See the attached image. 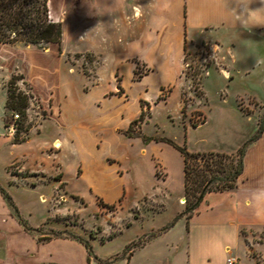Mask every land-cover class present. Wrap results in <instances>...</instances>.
I'll use <instances>...</instances> for the list:
<instances>
[{
    "label": "rangeland",
    "instance_id": "rangeland-1",
    "mask_svg": "<svg viewBox=\"0 0 264 264\" xmlns=\"http://www.w3.org/2000/svg\"><path fill=\"white\" fill-rule=\"evenodd\" d=\"M50 4L56 12L66 9L65 50L71 54L90 50L93 13L76 10L73 0H50ZM50 14L52 20L62 19L60 14ZM201 39L222 43L233 54L226 50L220 62L214 50L201 43L186 52L184 80L170 88L167 101L158 103L161 88L156 75L139 84L125 82L131 99L142 93L153 106V111L145 109L144 121L133 126L134 138L126 135L124 141L130 139L126 144L81 123L73 131L75 140L67 141L56 121L43 120L36 99L31 101L36 119H29L33 127L29 141L15 146L9 142L0 151V192L16 214L28 220L26 228L33 236L88 243L89 259L99 264H222L225 245L232 247L231 253L241 264H264V227L241 229L237 238L229 225L236 219L228 205L230 196L211 198L213 211L206 213L202 205L199 216L184 215L183 157L171 143L155 140L164 138L201 153H233L246 143L249 184L257 183L251 179L259 171L264 173V145L258 149L257 141L251 142L264 121V34L253 26L227 32L212 28L197 35L196 40ZM69 60L79 61L94 80L95 57L71 55ZM19 86L32 93L23 82ZM7 114L12 124L13 113ZM144 137L154 139L145 141ZM57 138L63 144L56 147ZM16 161L25 168H40L47 176H26L14 184L17 178L11 174L13 168L18 172L13 167ZM109 163L114 166L107 167ZM78 171L85 176L79 177ZM244 184L232 195L234 199L252 198L248 181ZM259 208L255 203L246 205L240 211L242 218L249 222L264 219V209ZM213 223L222 227H207ZM206 228L210 236L205 238ZM128 248L133 254L130 263ZM190 255L194 256L191 262Z\"/></svg>",
    "mask_w": 264,
    "mask_h": 264
},
{
    "label": "crops",
    "instance_id": "crops-1",
    "mask_svg": "<svg viewBox=\"0 0 264 264\" xmlns=\"http://www.w3.org/2000/svg\"><path fill=\"white\" fill-rule=\"evenodd\" d=\"M73 5L78 11L89 10L93 13L91 31L94 45L90 50L71 54L65 50L63 41L62 53L59 45L39 49L34 46L0 44V151L9 142L12 146L21 145L14 143V135L9 133L7 121V84L14 73L24 75L23 84L31 88L44 116L43 120L56 121L65 140H75L73 131L77 123H81L90 124L103 134L111 133L120 144H126L130 139H124L132 123L140 118L145 109L153 111V106L142 93L131 99L125 82L139 84L156 75L161 88L158 103L167 101L170 88L174 84H182L184 80L186 52L204 44L214 50L220 62H224L226 50L228 54H233V50L225 49L222 43L209 39H201V42L196 40L197 35L212 28L227 32L243 27L232 11H242L238 0H73ZM261 6H264V0H251L249 4L253 10ZM49 8L50 13L62 15V19L56 22H61L64 27L66 9L54 11L50 0ZM252 26L264 34V24ZM80 37L85 39L84 33ZM86 54L98 60L94 80L85 74L79 61L74 64L69 60L71 55ZM143 69L146 71L141 73ZM165 88H169L166 95L162 94ZM28 117L31 121L36 119L32 107L28 110ZM256 141L258 149L262 148L264 132ZM55 142L63 144L60 138ZM246 155L238 189L234 192L206 194L198 212L192 217L199 216V210L204 205L206 213L213 211L215 208L210 203L211 198L230 196L231 204L228 205L234 210L236 219H231L229 225L237 238H240L241 229L264 227V219L249 222L240 213L243 207H250L254 203L264 209V173L260 174L259 171L257 177L251 179V183L256 179L257 183L250 185V179L245 175ZM261 160L264 162V157ZM19 164V161L13 163V167L17 166L18 169V172H13L12 167L11 175L17 178L12 181L14 184L20 183V179L26 176H47L40 168H25ZM112 166L114 164H107V167ZM78 176L84 177L85 173L80 175L78 171ZM246 181L252 198L244 201L234 199L232 195L238 194ZM20 217L0 192V264H99L89 259L86 246L76 240L64 237L38 240L26 228L28 220ZM221 224H208L207 227L221 228ZM208 228L203 229L205 238L210 236ZM231 251L232 247L225 245L222 264H226L227 258L234 255ZM118 254L109 258L117 257ZM132 256L128 257L129 263ZM192 256L190 262L194 258Z\"/></svg>",
    "mask_w": 264,
    "mask_h": 264
},
{
    "label": "trees",
    "instance_id": "trees-1",
    "mask_svg": "<svg viewBox=\"0 0 264 264\" xmlns=\"http://www.w3.org/2000/svg\"><path fill=\"white\" fill-rule=\"evenodd\" d=\"M62 41L63 25L51 19L49 0H0V44L34 46L39 49L59 45L62 53ZM76 57H81V55H76ZM84 72L90 76L87 71ZM19 82L25 83L24 75L14 73L7 84V113L12 112L13 115L18 113L20 116L14 134L15 144L27 141V135L29 136L32 128L28 110L31 101L35 99L31 92L26 93L20 88ZM29 90L31 91L30 87ZM145 117L146 112L143 111L140 118L132 123L126 135L134 137L131 134L133 126L141 124ZM263 132L264 121L259 124L257 134L251 142L256 141ZM144 139L151 141L154 138L144 137ZM155 140H165L171 143L183 157L186 199L184 215H187L189 219L194 216L206 194L234 192L238 189L239 179L244 172L247 144L233 153H201L190 152L185 146H179L164 138ZM85 245L92 254L90 245L88 243ZM127 250L129 251L130 248ZM131 254L132 250L128 256Z\"/></svg>",
    "mask_w": 264,
    "mask_h": 264
},
{
    "label": "clouds",
    "instance_id": "clouds-1",
    "mask_svg": "<svg viewBox=\"0 0 264 264\" xmlns=\"http://www.w3.org/2000/svg\"><path fill=\"white\" fill-rule=\"evenodd\" d=\"M250 3L251 0H238L239 7L242 8V11L238 13L233 9L235 18L240 21L242 26L264 24V6L253 10L249 7Z\"/></svg>",
    "mask_w": 264,
    "mask_h": 264
},
{
    "label": "built area",
    "instance_id": "built-area-1",
    "mask_svg": "<svg viewBox=\"0 0 264 264\" xmlns=\"http://www.w3.org/2000/svg\"><path fill=\"white\" fill-rule=\"evenodd\" d=\"M20 119V116H19V114L18 113H15L14 115H13V123L12 124H10L9 125V127H8V131H9V133H11V134H15V132H16V122L18 121ZM226 264H239V259L236 257V256H234V255H230L228 258H227V260H226Z\"/></svg>",
    "mask_w": 264,
    "mask_h": 264
},
{
    "label": "bare ground",
    "instance_id": "bare-ground-1",
    "mask_svg": "<svg viewBox=\"0 0 264 264\" xmlns=\"http://www.w3.org/2000/svg\"><path fill=\"white\" fill-rule=\"evenodd\" d=\"M57 146H60V143H59V142L56 143V147H57Z\"/></svg>",
    "mask_w": 264,
    "mask_h": 264
},
{
    "label": "water",
    "instance_id": "water-1",
    "mask_svg": "<svg viewBox=\"0 0 264 264\" xmlns=\"http://www.w3.org/2000/svg\"><path fill=\"white\" fill-rule=\"evenodd\" d=\"M184 201H185V199H184Z\"/></svg>",
    "mask_w": 264,
    "mask_h": 264
}]
</instances>
